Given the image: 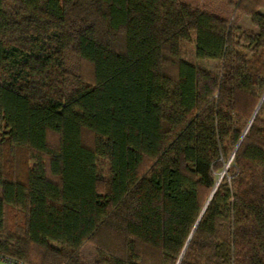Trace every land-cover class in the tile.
<instances>
[{
    "label": "trees",
    "instance_id": "1",
    "mask_svg": "<svg viewBox=\"0 0 264 264\" xmlns=\"http://www.w3.org/2000/svg\"><path fill=\"white\" fill-rule=\"evenodd\" d=\"M261 1L241 42L179 0H0V261L264 264Z\"/></svg>",
    "mask_w": 264,
    "mask_h": 264
},
{
    "label": "rangeland",
    "instance_id": "2",
    "mask_svg": "<svg viewBox=\"0 0 264 264\" xmlns=\"http://www.w3.org/2000/svg\"><path fill=\"white\" fill-rule=\"evenodd\" d=\"M182 3H189L191 5L197 6H206L211 13L215 16L220 17L221 20L226 22V26L229 27L231 25L234 28V35L236 38H241V42L246 35L257 34L258 30L252 24L251 17H249L248 13L244 10L248 9L251 2L254 0H244V9L236 12V4L238 0H179ZM258 1V0H257ZM259 7L257 8V13L264 16V0L259 2ZM220 29V28H217ZM238 40V39H237ZM180 56L181 60L192 64L198 70L210 73L212 75H217L219 72V64L216 61L210 60H199L195 55V41L194 37H192L190 43H182L180 46ZM261 62L264 64V50L260 54ZM65 64L70 72H74L77 75H80L84 81H90V67L81 63L76 57L71 54L65 55ZM263 80V78H260ZM262 82H260L259 86H253L251 90L255 95L261 96L264 95V90L260 87ZM261 100V99H260ZM259 104V102H258ZM258 104L254 108L252 115L248 121L250 124V120L252 116H254L255 111L257 110ZM264 118V114H263ZM248 127V124L247 126ZM232 160V154L229 156L227 163L225 164L224 170L221 172V176L225 173L229 162ZM99 172L100 176L103 179H107V164L105 161H99ZM22 223V216L20 213L15 212L14 210L6 211V228L8 230H13L14 227L20 226Z\"/></svg>",
    "mask_w": 264,
    "mask_h": 264
},
{
    "label": "water",
    "instance_id": "3",
    "mask_svg": "<svg viewBox=\"0 0 264 264\" xmlns=\"http://www.w3.org/2000/svg\"><path fill=\"white\" fill-rule=\"evenodd\" d=\"M264 100V95H263V97H262V99H261V101L259 102V104H258V107H257V110H258V108H259V106H260V104L262 103V101ZM256 110V111H257ZM256 111H255V113H256ZM255 115V114H254ZM249 126V125H248ZM248 128V127H247ZM244 135V134H243ZM239 145V144H238ZM238 145L236 146V148H235V150H234V153H235V151L237 150V147H238ZM233 156V155H232ZM215 189V188H214ZM214 189H213V191H214Z\"/></svg>",
    "mask_w": 264,
    "mask_h": 264
},
{
    "label": "crops",
    "instance_id": "4",
    "mask_svg": "<svg viewBox=\"0 0 264 264\" xmlns=\"http://www.w3.org/2000/svg\"><path fill=\"white\" fill-rule=\"evenodd\" d=\"M0 264H10V263L0 261Z\"/></svg>",
    "mask_w": 264,
    "mask_h": 264
},
{
    "label": "built area",
    "instance_id": "5",
    "mask_svg": "<svg viewBox=\"0 0 264 264\" xmlns=\"http://www.w3.org/2000/svg\"><path fill=\"white\" fill-rule=\"evenodd\" d=\"M18 264H20V263H18Z\"/></svg>",
    "mask_w": 264,
    "mask_h": 264
}]
</instances>
